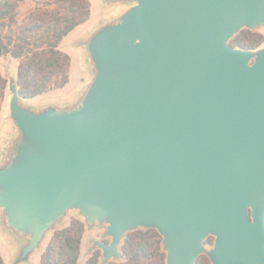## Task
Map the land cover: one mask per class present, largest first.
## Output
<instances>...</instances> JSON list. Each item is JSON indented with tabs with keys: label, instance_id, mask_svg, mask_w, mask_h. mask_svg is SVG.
I'll return each instance as SVG.
<instances>
[{
	"label": "water",
	"instance_id": "obj_1",
	"mask_svg": "<svg viewBox=\"0 0 264 264\" xmlns=\"http://www.w3.org/2000/svg\"><path fill=\"white\" fill-rule=\"evenodd\" d=\"M96 1L124 8L75 42L87 77L70 100L29 102L3 75L12 264H32L71 211L109 238H88L98 264L139 229L165 264H264V45L229 44L264 28V0Z\"/></svg>",
	"mask_w": 264,
	"mask_h": 264
},
{
	"label": "trees",
	"instance_id": "obj_2",
	"mask_svg": "<svg viewBox=\"0 0 264 264\" xmlns=\"http://www.w3.org/2000/svg\"><path fill=\"white\" fill-rule=\"evenodd\" d=\"M24 0H0V57L17 61L19 95L31 100L64 88L69 82L70 56L60 43L72 30L88 21L89 0H46L23 21L17 20V9ZM264 42L259 34L241 31L231 41L232 47L254 49ZM7 80L0 71V117L6 99ZM84 224L72 220L55 230L39 256V264H77ZM211 238L206 240L210 242ZM123 259L108 264H165L161 237L153 230H137L126 234L120 245ZM100 252L91 253L84 264H98ZM0 264H5L0 254ZM195 264H200L198 259Z\"/></svg>",
	"mask_w": 264,
	"mask_h": 264
},
{
	"label": "rangeland",
	"instance_id": "obj_3",
	"mask_svg": "<svg viewBox=\"0 0 264 264\" xmlns=\"http://www.w3.org/2000/svg\"><path fill=\"white\" fill-rule=\"evenodd\" d=\"M46 0H24L23 2L20 3L18 9H17V20L19 22L23 21V19L31 12L33 11L36 7L39 6V4H43ZM91 3V15H90V20H89V25L88 26H93L98 22L99 20L103 19L104 17L111 16L119 11H121L124 6H110V7H101V5L96 1V0H89ZM246 32V35L250 34H259L264 36V28L255 30V31H250V30H241ZM240 31V32H241ZM239 32V33H240ZM238 35V34H237ZM264 45V42L261 44ZM61 48L63 50L69 51L72 53V50L75 48L74 44H70V40L64 43ZM77 63H75V66L73 69L70 71V82L69 84L62 90H57V91H52L46 95H43L42 97H39L35 99L34 102L38 101H43V100H55L58 98L59 95L65 94L67 91L71 90L74 86L78 85L80 81H82L83 77L78 73V70H76ZM0 71L4 75L5 72H8L14 76H16L17 73V61L12 59L9 56H2L0 57ZM6 105L4 102L3 105V111L1 114V120L4 121L6 118ZM72 220H78L82 222V218L76 213V212H69L63 223H61L58 227L57 230L63 229L69 225V223ZM102 229H94L91 230L89 233H86L85 235V241L84 244L80 248V256L78 258L77 264H84L86 260V256L88 254V246H87V241L88 238H95L99 239L103 242H109V238H102ZM52 233L47 237V240L45 244L43 245L42 249L38 251L35 256L33 257L32 264H39V256L42 253L45 245L51 238ZM211 238L210 242H205L207 248H210L213 243V238ZM208 238V239H209ZM18 249L16 243L11 242L9 239H7L6 235L2 233L0 230V254L4 260L5 264H12L14 259H15V254L16 250ZM91 254H89L90 256ZM198 262L200 264H210L208 258L205 255H201L198 258Z\"/></svg>",
	"mask_w": 264,
	"mask_h": 264
},
{
	"label": "crops",
	"instance_id": "obj_4",
	"mask_svg": "<svg viewBox=\"0 0 264 264\" xmlns=\"http://www.w3.org/2000/svg\"><path fill=\"white\" fill-rule=\"evenodd\" d=\"M89 20L90 19H88V21H86L85 23L79 25L74 30H72L66 37H64V39L60 43V46H59L60 49L70 56V59H71L70 71L75 66V63H77L76 70H78V73L80 72V74L82 75L83 79H82V81H80V83L78 85L74 86L71 90L67 91L65 94L59 95L58 98L55 99V100H59V101H68V100H70L72 98V96L75 94V92L77 91V89L79 87H81V85L86 80L87 74H86V71H85L84 63H83V54H82L80 48L75 45V42H77L79 39H81L83 36H85V34L91 28V26H88L89 25L88 24ZM69 40H70V44H74L75 45V48L72 50V53H70L69 51L63 50L61 48V46L64 43H66L67 41H69ZM69 82H70V73H69ZM69 82H68V84H69ZM64 88H62V89H64ZM62 89H59V90H62ZM55 91H57V90H55ZM48 93H50V92H48ZM48 93H45L43 95H46ZM43 95L38 96V97H36L34 99H31V100H27V101L34 102L35 99H37L39 97H42ZM43 101H47V100H43ZM7 133H8V124H7L6 120L2 121L1 117H0V141L5 137V135ZM85 235H86V232L84 231L83 238H82V241H81V246L84 244ZM88 257H89V254H87L86 259Z\"/></svg>",
	"mask_w": 264,
	"mask_h": 264
}]
</instances>
